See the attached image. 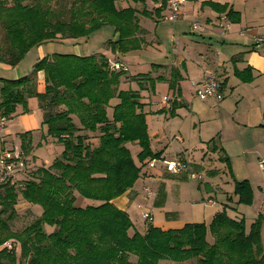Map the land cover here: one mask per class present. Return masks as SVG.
<instances>
[{
  "label": "trees",
  "instance_id": "1",
  "mask_svg": "<svg viewBox=\"0 0 264 264\" xmlns=\"http://www.w3.org/2000/svg\"><path fill=\"white\" fill-rule=\"evenodd\" d=\"M125 1L0 0V63L14 67L33 47L67 40L76 44L106 26L117 36L106 43L114 54L139 50L144 43L139 17L150 18L153 12ZM166 2L154 10L157 17ZM218 9L231 18L225 6ZM111 64L102 54L54 51L29 74L0 77V118L14 117L18 106L27 112V100L36 98L42 125L63 147L49 166L0 187V264H264V211L249 229L243 217H230L224 207L208 225L186 223L164 230L148 221L139 232L128 213L113 204L132 190L146 160L159 153L150 148L139 91L120 90L124 78L139 81L142 89L143 82L154 86V80L150 74L128 76L123 67L116 70ZM38 72L44 75L43 92L36 89ZM21 137L28 155L31 132ZM129 143L140 148V166ZM233 194L237 204L252 203L248 180H234ZM77 195L90 203L77 205ZM19 196L42 213L13 230ZM46 225L53 230L47 232Z\"/></svg>",
  "mask_w": 264,
  "mask_h": 264
},
{
  "label": "crops",
  "instance_id": "2",
  "mask_svg": "<svg viewBox=\"0 0 264 264\" xmlns=\"http://www.w3.org/2000/svg\"><path fill=\"white\" fill-rule=\"evenodd\" d=\"M141 4L153 15L150 18L139 17V24L144 30L140 37L144 43L134 52L152 51L163 61L136 58L134 67L138 73L131 75L126 60L120 59L122 57L118 54H111L108 60L126 66L124 70L128 76L150 74L154 88L161 86L168 89L156 104L152 94L139 93L150 148L154 154L159 153V157L146 160L132 190L112 202L130 216L132 202H138L140 208L154 198L153 209L157 210L163 199L165 205L169 194H172L178 199L184 196L182 200L192 211L198 202L207 200L211 208H215L202 219L207 225L214 214L224 207L230 217H240L242 211H239L238 197L233 194L234 180H248L253 194L254 183L257 186L260 182L264 184V170L255 174L253 169L259 156H264V43L259 44L255 40L264 36V0H189L181 6L176 22L168 19V0L158 17L154 10L162 7L161 0H155L152 7L144 0L136 7ZM219 6H225L226 12L233 13L228 31L224 33L219 23V16L223 14ZM193 24H198V27L194 28ZM90 39L81 42L88 43ZM54 44L36 46L38 59L54 52ZM74 53L79 55L82 52L76 50ZM33 65L30 68L20 62L13 67L0 63V77H21L29 74L27 71H32ZM207 70L214 71L219 78L221 99L212 97L205 101L190 94L189 88L200 84ZM123 80L135 85L139 82L129 78ZM143 83L147 90L150 84ZM172 83L175 89L170 87ZM36 89L37 92L45 89L43 72L37 73ZM172 97L174 99L168 103ZM17 115L21 117L19 124L26 132L38 129L35 113L23 112L18 106ZM8 134L4 128L2 136L6 143L5 136ZM130 145L138 149L135 148L137 152L133 158L140 166L137 160L140 148L137 144L129 143L128 147ZM177 159L184 163L185 170L178 174L167 172L166 164ZM194 173L202 175L201 181L190 175ZM217 177L221 184L216 190L217 186L212 185L210 180L214 181ZM145 186L151 188L149 193ZM261 190L264 191V187ZM213 193L222 194L218 209L212 201ZM154 210L143 207L142 212L147 211L154 218ZM199 220L192 212L186 217L157 220L154 225L164 230L179 229L186 223Z\"/></svg>",
  "mask_w": 264,
  "mask_h": 264
},
{
  "label": "rangeland",
  "instance_id": "3",
  "mask_svg": "<svg viewBox=\"0 0 264 264\" xmlns=\"http://www.w3.org/2000/svg\"><path fill=\"white\" fill-rule=\"evenodd\" d=\"M153 3H155V0H147V5L149 7L153 6ZM157 3V2H156ZM125 4L130 5V6H137L138 2L136 0H126ZM139 9H142V4L139 5ZM114 32L113 28L110 26L104 27L102 30L97 31L94 35H92L91 39L89 40L88 43L86 42H81L78 41L76 44L73 41L67 40V41H60L56 44H54V51L57 52H75L76 50L81 51L82 53H87V54H102L105 55V57L110 58L111 54H114L106 45L107 41L110 39H114ZM44 50V47L42 48ZM38 53L39 50L37 47H34L32 50L28 51L24 58L21 60L22 66H30L34 63H36L38 59ZM138 53V54H137ZM156 53H152V51H141V52H130L128 55H122L118 54L120 59L126 60L128 64V73L131 75L137 74L135 65H136V60L139 58H147L149 60H153V62H161L163 61L162 58H159L158 56H155ZM137 58V59H136ZM162 59V60H159ZM115 63V62H111ZM120 64L119 62H117ZM122 67L124 65L120 64ZM121 67V68H122ZM126 66L123 67V69ZM144 71V70H143ZM28 73L31 72V70L27 71ZM152 86L146 90L140 88L138 84L130 83V82H122L120 83V90H138L139 93L141 94H152L154 96V104L157 102H160L163 97L167 94V88L166 87H156ZM157 89V90H156ZM196 90H197V85L195 87L189 88L190 94H194V96L199 99L196 96ZM175 94V93H174ZM172 96V95H171ZM170 96V97H171ZM212 98V97H210ZM174 97L169 98L168 103L172 102ZM209 98H207L208 100ZM200 100V99H199ZM205 100V99H204ZM206 101V100H205ZM204 101V102H205ZM27 109L28 111L26 113L28 114H36L37 120H38V129L36 131H30L31 132V137L29 141L30 145V153L26 155V164L28 166V175H31L30 172L37 167H47L49 166L53 160L59 156L62 153L63 147L61 144H59L55 139H53L51 136L48 135L47 133V128L42 125V119H41V113L39 111L38 103L36 98H29L27 100ZM19 115H15L14 117L7 119L6 120V130L9 133L8 136L6 137L7 145L6 146H15L16 148H22L23 146V140L21 137V134L26 132L24 130L23 126H20L19 120H20ZM130 151L132 156H135V153L137 152V147L134 145H130ZM135 148L137 150H135ZM264 160V156H259V159L255 161V166L253 165V169L255 174H260L261 170L259 167V161ZM259 168V169H258ZM22 176H19V179H21ZM201 181V180H200ZM203 181V180H202ZM212 185H218L220 183L219 177L217 179L210 180ZM221 184V183H220ZM223 187V185H221ZM261 187H264V184L261 182L258 184L254 183V202H252L249 205H244V204H239V211L242 213L240 217H243L245 219V224L247 226V229H249L251 222L258 216V214L262 211H264V191L261 190ZM145 188L151 189L148 186H145ZM218 189V186L216 187V190ZM217 192V191H215ZM212 201L216 203V209H218L221 204H220V198L222 197V194H212ZM184 200V196L182 197ZM181 198H177V196L169 194V197L166 200V204L164 205L165 199H163V202L161 205L158 206L157 210L153 209L154 204V198L149 199L143 206L138 208V202H132L130 204L129 208V214L131 217V220L134 224V227L136 230L139 232H144V227L147 225L148 221H145L142 216L141 212L143 211V207H147L151 210H154L153 215L154 218L151 217V224L153 225L154 223L157 222V220H162V219H174L176 216L180 217H186L191 215L193 212L196 218L201 219L199 220L202 222V219L206 217L210 213V211H214L215 208H211V204L207 202V200H203L202 202H198V206L194 211L191 210L187 202L183 201ZM90 201L88 199H85L79 195L76 197V204L79 206H86ZM197 203V202H196ZM16 210H17V217L14 219L12 222V228L13 230H19L31 223L36 217H38L42 213V208L38 205H30L29 203L25 202L20 196L16 205ZM205 212V215L203 213ZM204 223V222H203ZM45 229L47 232H51L53 230L52 226L46 225ZM208 239L210 243H214V239L212 236H208ZM16 251L19 252L18 247L16 246ZM160 264H194V261H186L182 263H173L169 261H161Z\"/></svg>",
  "mask_w": 264,
  "mask_h": 264
},
{
  "label": "built area",
  "instance_id": "4",
  "mask_svg": "<svg viewBox=\"0 0 264 264\" xmlns=\"http://www.w3.org/2000/svg\"><path fill=\"white\" fill-rule=\"evenodd\" d=\"M189 0H168V7L170 15L168 19L172 22H176L180 16V9L183 4ZM230 19L225 13L219 16L220 27L224 32L228 31ZM194 28L198 27V24H193ZM257 43H264V36H258L255 38ZM111 67L113 69H120L122 66L117 62L112 63ZM204 80L197 85L196 96L201 99H207L210 97H216L218 99L222 98L220 92V82L216 73L212 70H207ZM6 119L0 118V187L5 185H13L23 178L28 172V166L26 164V157L23 150L16 148L15 146H6V142L3 140L2 132L5 128ZM259 167L264 170V160L259 161ZM166 171L174 174L181 173L185 170L184 163L177 159L173 162H168L166 164ZM193 177L202 179L201 174H190ZM19 176H22L19 179ZM149 193V189H145ZM145 221L151 220V215L149 212L145 211L141 214Z\"/></svg>",
  "mask_w": 264,
  "mask_h": 264
}]
</instances>
